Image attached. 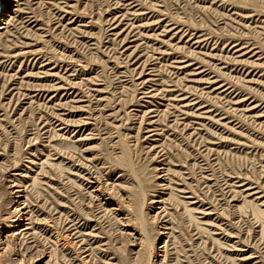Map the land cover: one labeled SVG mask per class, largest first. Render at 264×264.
I'll return each instance as SVG.
<instances>
[{"label": "rangeland", "instance_id": "rangeland-1", "mask_svg": "<svg viewBox=\"0 0 264 264\" xmlns=\"http://www.w3.org/2000/svg\"><path fill=\"white\" fill-rule=\"evenodd\" d=\"M0 6V264H264V0Z\"/></svg>", "mask_w": 264, "mask_h": 264}, {"label": "bare ground", "instance_id": "bare-ground-1", "mask_svg": "<svg viewBox=\"0 0 264 264\" xmlns=\"http://www.w3.org/2000/svg\"><path fill=\"white\" fill-rule=\"evenodd\" d=\"M132 2H133V1H132ZM122 4H123V3H122ZM124 4H125V3H124ZM132 5H133V4H132ZM124 6H125V5H124ZM128 6H129V5H128ZM128 6H127V7H128ZM135 6H136V5H135ZM122 7H123V6H122ZM0 8H1V6H0ZM125 8H126V6H125ZM131 10H132V9H131ZM118 11H119V10H118ZM127 11H128V9H127ZM129 11H130V10H129ZM141 11H142V10H141ZM133 12H134V11H133ZM138 12L140 13V11H138ZM143 12H144V11H143ZM116 13H117V12H116ZM123 14H124V13H123ZM132 14H133V13H132ZM129 15H130V14H129ZM149 15H150V14H149ZM114 16H115V15H114ZM114 16H113V17H114ZM119 16H120V15H119ZM137 16H138V15H137ZM121 17H122V16H121ZM126 17H127V16H126ZM138 17H139V16H138ZM140 17H141V16H140ZM117 18H118V16H117ZM219 18H220V17H219ZM119 19H121V18H119ZM119 19H118V20H119ZM122 19H123V18H122ZM111 20H112V18H111ZM113 20H114V19H113ZM115 21H116V20H115ZM121 21H122V20H121ZM109 22L112 23L111 21H109ZM152 22H153V21H152ZM120 23H121V22H119L118 25H120ZM122 23H123V21H122ZM145 23H146V22H145ZM150 23H151V22H150ZM112 24H114V23H112ZM115 24H116V23H115ZM140 24H141V23H140ZM108 25H111V24H108ZM116 25H117V24H116ZM125 25H126V24H125ZM142 25H143V24H141V26H142ZM145 25H146V24H145ZM168 25H169V24H168ZM247 25H248V24H247ZM131 26H132V25H131ZM63 27H64V26H63ZM116 27H117V26H116ZM125 27H126V26H125ZM127 27H128V26H127ZM113 28H114V25H113ZM113 28H112V29H113ZM129 28H131V27H129ZM136 28H137V25H136ZM159 28H160V27H159ZM133 29H134V28H133ZM137 29H139V27H138ZM156 29H157V28H156ZM164 29H165V28H164ZM166 29L169 30L167 27H166ZM126 30H127V29H126ZM130 30H131V29H130ZM167 30H166V31H167ZM161 31H162V30H161ZM116 32H117V31H116ZM118 32H119V31H118ZM118 32H117V33H118ZM112 33H113V31H112ZM119 34H120V33H119ZM136 34H137V33H136ZM171 34H172V33H171ZM114 35H115V34H114ZM114 35H113V36H114ZM138 35H140V34H138ZM143 37H144V36H143ZM134 38H135V37H134ZM192 38H193V37H192ZM109 39H110V38H109ZM135 39H136V38H135ZM135 39H134V40H135ZM144 39H145V38H144ZM197 42H198V41H197ZM232 44H233V43H232ZM195 47H196V46H195ZM235 49H236V48H235ZM238 49H239V48H238ZM241 49H242V48H241ZM236 50H237V49H236ZM246 50H247V49H246ZM233 51H235V50H233ZM243 51H244V50H243ZM247 51H248V50H247ZM130 54H131V53H130ZM130 54H129V55H130ZM132 54H133V53H132ZM132 54H131V55H132ZM139 54H140V53H139ZM132 56H133V55H132ZM133 57H134V56H133ZM213 57H214V56H213ZM213 57H212V58H213ZM258 57H259V56H258ZM137 59H138V58H137ZM132 60H133V59H132ZM132 60H131V61H132ZM134 61H135V60H134ZM134 61H132V62H134ZM182 61H183V60H182ZM60 62H61V61H60ZM240 62H241V61H240ZM177 63H178V62H177ZM133 64H134V63H133ZM227 64H228V63H227ZM39 65H40V64H39ZM180 66H181V65H180ZM40 67H41V66H40ZM184 68H185V67H184ZM175 69H176V68H175ZM181 70H183V69H181ZM212 83H214V82H212ZM140 84H141V83H140ZM210 84H211V83H210ZM141 85H142V84H141ZM57 87H58V86H57ZM201 88H202V87H201ZM48 90H49V89H48ZM215 93H217V92H215ZM76 94H77V93H76ZM174 95H175V94H174ZM197 95H198V94H197ZM229 95H230V94H229ZM197 97H199V96H197ZM230 97H232V96L230 95ZM180 98H181V97H180ZM220 98H221V97H220ZM184 99H185V98H184ZM184 99H182V100H184ZM220 100H221V99H220ZM187 101H188V100H187ZM190 102H191V101H190ZM220 103H221V101H220ZM201 105H203V104H201ZM228 107H229V106H228ZM262 107L264 108V105H262ZM194 111H195V110H194ZM261 111H262V110H261ZM199 112H200V111H199ZM208 112H209V111H208ZM180 114H181V113H180ZM254 114H255V113H254ZM197 115H198V114H197ZM208 115H209V114H208ZM212 119H213V118H212ZM214 119H216V118H214ZM208 120H209V119H208ZM186 122H187V121H186ZM186 138H187V137H186ZM180 179H181V178H180ZM13 220H14V219H13ZM22 220H23V219H22ZM22 220H20V221H22ZM63 221H64V220H63ZM24 225H25V224H24ZM20 232H21V231H20ZM74 234H75V233H74ZM81 240H82V239H81ZM61 262H62V261H61Z\"/></svg>", "mask_w": 264, "mask_h": 264}]
</instances>
